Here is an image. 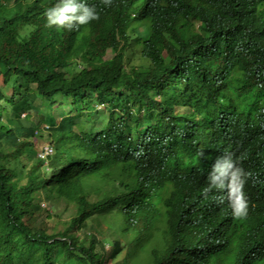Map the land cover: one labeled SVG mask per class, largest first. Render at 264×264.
Segmentation results:
<instances>
[{
	"label": "trees",
	"instance_id": "16d2710c",
	"mask_svg": "<svg viewBox=\"0 0 264 264\" xmlns=\"http://www.w3.org/2000/svg\"><path fill=\"white\" fill-rule=\"evenodd\" d=\"M79 2L99 19L69 31L47 26L60 0H0V264H264V0ZM33 96L71 108L23 125ZM229 157L242 218L204 192Z\"/></svg>",
	"mask_w": 264,
	"mask_h": 264
},
{
	"label": "clouds",
	"instance_id": "9594fccd",
	"mask_svg": "<svg viewBox=\"0 0 264 264\" xmlns=\"http://www.w3.org/2000/svg\"><path fill=\"white\" fill-rule=\"evenodd\" d=\"M105 5H110L111 0H102ZM47 26H55L57 29L66 28L69 31L74 30L79 25L90 23L92 20L99 19V14L95 7H89L79 0H60V3L47 10ZM48 145V144H47ZM249 174L245 173L242 168L235 167L231 159L225 160L221 166L217 164L215 173L211 176V185L204 190L205 194L212 187L229 189L228 200L233 209V214L237 218H242L246 215L247 205L243 192V186ZM238 185V186H234ZM223 203V200H219Z\"/></svg>",
	"mask_w": 264,
	"mask_h": 264
},
{
	"label": "rangeland",
	"instance_id": "374dc122",
	"mask_svg": "<svg viewBox=\"0 0 264 264\" xmlns=\"http://www.w3.org/2000/svg\"><path fill=\"white\" fill-rule=\"evenodd\" d=\"M144 36L140 35H134L133 36V43H139ZM136 61V60H135ZM1 79V75H0ZM6 96H10V93L12 92L11 88H5ZM31 104H29L24 112L19 116V120L23 125H28L30 122L37 121L39 118L43 119L44 124L50 125L54 123L55 118H61L64 115V109L69 108L70 105H66L64 103L60 104L59 106L51 105L48 106V103L46 100L41 99L38 96H33L31 97ZM56 106V107H55ZM82 106V105H81ZM80 105L74 108L75 111H79L81 108L84 110L83 114V125H76L78 129H83V130H88V129H99L102 126L103 121L105 120L107 116L106 109L101 105H96L94 102L93 103H88L86 107H81ZM58 108V109H55ZM71 108V107H70ZM55 109L57 111L56 114H53L51 111ZM34 110H37L34 112ZM62 111V112H61ZM111 114L115 117H117V114L114 112ZM48 118V120L46 119ZM41 129V128H40ZM46 129V125H43L42 127V134H40V137H35L33 138L35 147L39 146H44L49 143V137H47V132L48 129ZM49 145V144H48ZM52 160V157H51ZM50 203L54 204V207L52 209V216L50 217L51 221H55L56 223L58 219L60 218L61 220H68V218L71 216V212L73 210L72 206L68 204V207L64 206V203L62 200H55L53 201L52 199H48ZM49 202H44V206H48ZM104 223L101 224V227H104ZM62 223H58V227H61ZM106 247V245H105ZM61 250L59 249L57 251V254L55 256V259L59 258ZM132 262L134 264H147V257H146V252L145 250L140 251L137 253L133 259ZM78 263V262H77ZM79 264V263H78Z\"/></svg>",
	"mask_w": 264,
	"mask_h": 264
},
{
	"label": "built area",
	"instance_id": "2783aa9c",
	"mask_svg": "<svg viewBox=\"0 0 264 264\" xmlns=\"http://www.w3.org/2000/svg\"><path fill=\"white\" fill-rule=\"evenodd\" d=\"M48 153H51V148L49 145L46 144L43 146L42 150L40 152H38V155L40 157H44Z\"/></svg>",
	"mask_w": 264,
	"mask_h": 264
}]
</instances>
